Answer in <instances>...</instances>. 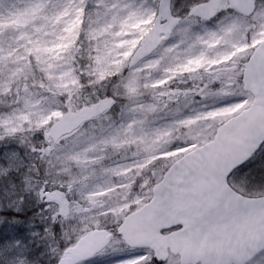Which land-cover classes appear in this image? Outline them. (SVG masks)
<instances>
[{
    "label": "clouds",
    "instance_id": "1",
    "mask_svg": "<svg viewBox=\"0 0 264 264\" xmlns=\"http://www.w3.org/2000/svg\"><path fill=\"white\" fill-rule=\"evenodd\" d=\"M199 5L200 0H189L183 16L171 23L192 35L197 30L213 29L228 18L227 10L206 18L194 13L193 8ZM69 7L81 11L74 20L69 18L56 26L48 42L51 47L41 49L37 54L39 63L32 65V82L14 98L13 113L0 121V164H7L9 156L14 158L9 174L0 179V209L7 212L13 201L24 208L42 203L41 213L46 216L41 226V245L31 253L29 264H67L66 257L75 255L82 237L96 229L120 237L125 219L138 207L134 201L148 195L173 194L176 181L171 176L165 179L163 174L171 169L173 159L185 155L181 152L175 158L153 159L156 153L147 151L141 140L140 130L149 126V114L156 112L160 104L172 110L164 99L175 83V64L168 53L182 39V35L163 26L159 3L143 4L146 14L135 17L132 13L136 11L126 0H99L98 10L90 8L87 0ZM148 17L152 22L141 24ZM157 24L161 27L154 41L151 29ZM196 95L188 96L184 103L197 110L190 109L178 119L188 127L179 139L172 135L158 145V153L197 144L208 150L221 127L218 120L211 118L213 113L243 105L236 113L240 115L258 103V96L259 104L264 106V89L258 93L243 77L236 78L229 95L218 89ZM149 98L152 103L147 102ZM253 130L264 136V122L253 125ZM256 145L261 146L258 149L264 147V139ZM110 150H131L132 163L107 168L103 158ZM85 160L100 166L99 170L89 169L93 180L87 181V188L80 175L72 171L73 162ZM132 164L142 174L129 181L131 188L122 186V176L105 184L93 182L98 175H114ZM235 168L232 163L216 174L232 191ZM198 174V170L191 169L188 175ZM57 194L62 197L59 202ZM237 195L246 203L245 194ZM246 212L245 208L242 214ZM2 247L5 252L0 264H11L15 252L7 242ZM157 264L170 261L165 257Z\"/></svg>",
    "mask_w": 264,
    "mask_h": 264
},
{
    "label": "rangeland",
    "instance_id": "2",
    "mask_svg": "<svg viewBox=\"0 0 264 264\" xmlns=\"http://www.w3.org/2000/svg\"><path fill=\"white\" fill-rule=\"evenodd\" d=\"M221 8L227 9L231 0H215ZM89 7L98 10L99 0H87ZM159 0H126L138 15L143 16L146 10L143 4L158 3ZM189 0H174L175 14L183 16ZM209 0H200L208 3ZM81 0H0V121L7 118L16 108L14 98L23 93L26 84L32 82V65L38 64L37 54L41 49L51 47L48 43L52 39V32L61 21L69 18L75 19L81 9L77 7ZM87 11V9H83ZM63 13V15H60ZM56 17H59L58 19ZM252 23H247L241 16L228 13L225 21L209 30H197L189 35L187 29L178 28L176 35H182L171 47L168 56L170 62L175 64L173 78L175 83L164 99L172 108L160 104L156 112L149 114L148 127L141 129V140L149 152L156 153L153 159L178 157L190 149L200 145L187 146L172 153H158V145L168 141L174 135L179 139L188 126L178 122L179 117L193 108L192 104L184 103L190 95H196L212 89L220 90L222 94L229 95L233 91L236 78L242 76L243 62L253 51V48L264 38V0H259L258 10ZM151 17L143 23H151ZM189 28L194 25H188ZM135 47V46H134ZM199 61V63H196ZM167 82V81H166ZM199 100V95H196ZM148 103H152L149 98ZM159 103V102H157ZM243 105L228 108L219 113H213L211 118L220 123L235 115ZM21 114L16 113L19 117ZM47 123V121H44ZM3 125L0 124V129ZM23 130V129H21ZM133 153L128 150L105 154L103 164L107 168H116L118 165L131 164ZM177 159H173L172 163ZM7 164H0V179L8 175V169L14 164V158L7 157ZM148 161L145 162L147 165ZM99 165L85 160L73 162L72 171L77 172L84 181V187H89L87 181L93 180L88 175L91 168L99 170ZM135 174V175H134ZM142 172L137 171L136 165L124 167L114 175H98L94 183L105 184L122 176V186L131 188L130 180L135 181ZM233 187L247 196L264 195V147L258 156L248 165L232 174ZM152 195L134 201L137 208L145 204ZM43 204L36 207L24 208L18 201L11 202L7 212L0 218V257L5 249L2 245L7 242L9 249L15 252L11 264H29L32 261L31 253L38 250L41 237L44 235L42 224L46 216L41 213ZM71 205H69V208ZM136 208V209H137ZM29 212L37 215L35 220L26 216ZM19 215L21 218L14 217ZM152 252L127 248L120 237H115L108 249L95 259L82 264H144L152 260ZM40 259H43L41 257ZM170 264H181L178 257L172 256ZM250 264H264V254Z\"/></svg>",
    "mask_w": 264,
    "mask_h": 264
},
{
    "label": "water",
    "instance_id": "3",
    "mask_svg": "<svg viewBox=\"0 0 264 264\" xmlns=\"http://www.w3.org/2000/svg\"><path fill=\"white\" fill-rule=\"evenodd\" d=\"M162 4H166L167 12L162 14L161 10L160 19L164 27L174 32L177 26L171 21L178 17L172 13V0H160V8ZM239 5L247 15L255 11L251 0H240ZM160 27L157 24L151 29L154 41L158 40ZM244 80L258 93L264 89V41L246 63ZM259 99L258 96L256 105L221 124L215 143L208 150L199 146L172 165L164 178L175 179L173 194L154 196L125 219L121 233L129 246L152 249L160 261L168 259L171 251L180 256L182 264H245L264 250V196H245L244 203L238 192L229 189L216 175L217 167L225 160L234 159L235 171L258 152L259 149H252L264 139L259 130H253V125L264 122V106ZM191 169L198 170V176H189ZM56 199L61 201L62 197L57 194ZM209 200L223 208L220 219L210 228L196 222L203 216L204 202ZM245 208L247 212L242 214ZM112 236L102 229L88 233L82 237L75 255L66 257L67 264L94 257Z\"/></svg>",
    "mask_w": 264,
    "mask_h": 264
},
{
    "label": "snow or ice",
    "instance_id": "4",
    "mask_svg": "<svg viewBox=\"0 0 264 264\" xmlns=\"http://www.w3.org/2000/svg\"><path fill=\"white\" fill-rule=\"evenodd\" d=\"M236 7H242L241 5L237 4ZM221 6L215 2V0H209V2L206 5H199L197 8H193V12L197 13L199 15H203L205 17H210L211 14H214L218 8ZM162 14L167 12V6L166 4L161 5ZM132 15L135 17L138 15L137 12H133ZM174 23V22H173ZM196 63H199V61H196ZM13 132L16 131L15 128L12 129ZM261 147L260 145H255V148L258 149ZM252 149V151H253ZM229 163H235L234 159L225 160L222 165H219L216 169V174H219L222 169L226 166H228ZM241 164L244 163L242 160L240 162ZM203 216L201 218H198L196 220L197 223L203 224L205 227L210 228L211 225L218 219H220L223 208L220 203H214L211 200L205 201L203 204ZM206 222V223H205ZM120 264H125L124 261H121ZM144 264H148V261H145ZM247 264V262H245Z\"/></svg>",
    "mask_w": 264,
    "mask_h": 264
},
{
    "label": "trees",
    "instance_id": "5",
    "mask_svg": "<svg viewBox=\"0 0 264 264\" xmlns=\"http://www.w3.org/2000/svg\"><path fill=\"white\" fill-rule=\"evenodd\" d=\"M14 217H17V218H21V216H19V215H13ZM26 216H27V218L29 219V220H35V218H38V216L37 215H34V214H32V212H29L28 214H26ZM152 261V264H157V262L155 261V260H151Z\"/></svg>",
    "mask_w": 264,
    "mask_h": 264
},
{
    "label": "flooded vegetation",
    "instance_id": "6",
    "mask_svg": "<svg viewBox=\"0 0 264 264\" xmlns=\"http://www.w3.org/2000/svg\"><path fill=\"white\" fill-rule=\"evenodd\" d=\"M69 205V204H68Z\"/></svg>",
    "mask_w": 264,
    "mask_h": 264
}]
</instances>
